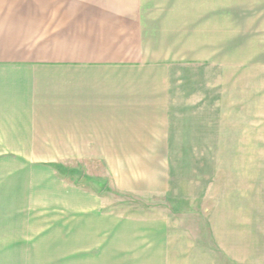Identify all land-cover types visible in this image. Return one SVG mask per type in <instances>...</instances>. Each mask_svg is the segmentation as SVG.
<instances>
[{"label": "crops", "instance_id": "0c3cea01", "mask_svg": "<svg viewBox=\"0 0 264 264\" xmlns=\"http://www.w3.org/2000/svg\"><path fill=\"white\" fill-rule=\"evenodd\" d=\"M223 5L0 0V148L103 165L128 197L70 186L16 264H173V208L158 200L217 194Z\"/></svg>", "mask_w": 264, "mask_h": 264}, {"label": "rangeland", "instance_id": "374dc122", "mask_svg": "<svg viewBox=\"0 0 264 264\" xmlns=\"http://www.w3.org/2000/svg\"><path fill=\"white\" fill-rule=\"evenodd\" d=\"M256 1L223 0L217 55L231 66L224 73L217 194L205 205L158 200L160 212L173 208V264H264V4ZM52 158L44 149L0 148V264L22 258L20 239H36L30 229L54 220L52 206L70 186L106 187L108 198L128 199L100 178L103 165L40 161Z\"/></svg>", "mask_w": 264, "mask_h": 264}]
</instances>
